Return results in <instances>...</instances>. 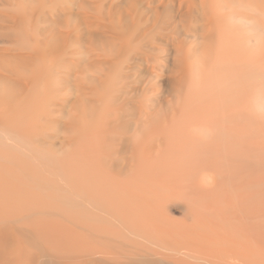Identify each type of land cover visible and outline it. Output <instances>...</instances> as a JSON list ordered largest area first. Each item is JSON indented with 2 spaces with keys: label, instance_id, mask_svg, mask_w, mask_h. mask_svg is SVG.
<instances>
[{
  "label": "bare ground",
  "instance_id": "bare-ground-1",
  "mask_svg": "<svg viewBox=\"0 0 264 264\" xmlns=\"http://www.w3.org/2000/svg\"><path fill=\"white\" fill-rule=\"evenodd\" d=\"M0 264H264V0H0Z\"/></svg>",
  "mask_w": 264,
  "mask_h": 264
}]
</instances>
